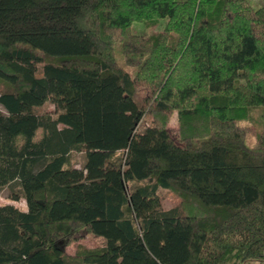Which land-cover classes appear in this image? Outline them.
Listing matches in <instances>:
<instances>
[{"label": "trees", "instance_id": "1", "mask_svg": "<svg viewBox=\"0 0 264 264\" xmlns=\"http://www.w3.org/2000/svg\"><path fill=\"white\" fill-rule=\"evenodd\" d=\"M0 106V264L264 259V4L0 0Z\"/></svg>", "mask_w": 264, "mask_h": 264}, {"label": "rangeland", "instance_id": "2", "mask_svg": "<svg viewBox=\"0 0 264 264\" xmlns=\"http://www.w3.org/2000/svg\"><path fill=\"white\" fill-rule=\"evenodd\" d=\"M248 1L253 8L260 7L261 5L264 4V0H248ZM157 29H160V26ZM132 30L135 33L141 34V35H147L150 32L149 29H146L142 24H139V23H134L132 25ZM38 53L40 54V52H38ZM34 64H35V70H36L35 75L37 77H41L42 76L43 62L41 60H37V61H35ZM41 111L54 113L55 108L52 104L46 103L41 108ZM0 112L6 114V111L1 106H0ZM174 124H175L174 117H172L170 125H169L172 132L174 131V128H173ZM253 141H254L253 138L249 137L247 139V144L252 145ZM187 142L188 141H180L178 143L181 146H187ZM83 158H84L83 153H78L75 155L76 164L78 167L82 166V164L84 162ZM159 195H160L162 205L164 208H170V207H172L178 203V198L172 192L160 190ZM8 196H9V192H8L7 188L0 189V206L11 204V205L17 207L19 210H26V204H25L24 200L15 201V200H11ZM79 233H84V230L81 229L79 231ZM79 242L83 243L86 246H101L104 243V239L101 236H97V235L94 236V235L89 233V234H85ZM75 246H76L75 243L72 244L71 246H69L67 248V253L73 254ZM241 264H264V259L263 260L244 261Z\"/></svg>", "mask_w": 264, "mask_h": 264}, {"label": "crops", "instance_id": "3", "mask_svg": "<svg viewBox=\"0 0 264 264\" xmlns=\"http://www.w3.org/2000/svg\"><path fill=\"white\" fill-rule=\"evenodd\" d=\"M22 211H25V210H22Z\"/></svg>", "mask_w": 264, "mask_h": 264}]
</instances>
